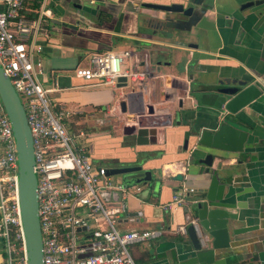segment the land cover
<instances>
[{"label": "crops", "instance_id": "crops-1", "mask_svg": "<svg viewBox=\"0 0 264 264\" xmlns=\"http://www.w3.org/2000/svg\"><path fill=\"white\" fill-rule=\"evenodd\" d=\"M126 1L43 0L38 12L45 7L52 18L43 24V47L35 56L42 63V82L57 85L51 96L72 112L68 129L84 133L83 146L96 164L113 169L135 166L140 148L152 151L144 164L156 173L158 183L147 190L123 183L130 189L125 196L130 213L116 226L120 232L163 229L166 234L131 245L133 259L136 264H190L189 235L175 233L191 216L189 203L186 199L172 209L164 206L184 186L201 187L194 174L203 167L196 161L211 152L213 168L222 169L220 178L231 184V200L239 204L234 212L255 228L245 234L248 241L240 246V254L225 264H264V96L246 109L240 130L230 132L238 147L222 145L220 150L198 144L203 132L224 124L226 113L219 112L217 89L264 71V0H204L206 14L190 32L164 27V13L154 9L126 12ZM174 19L188 20L182 15ZM125 50L133 53L125 69L149 71L143 80H128L127 88L88 82L73 72L87 65L92 53ZM130 92L135 96L128 101ZM141 121L156 131L154 146L138 147L134 136L125 134L126 127ZM158 168L163 172L160 180ZM179 174L183 181L176 180ZM101 195L109 204L122 199L113 190Z\"/></svg>", "mask_w": 264, "mask_h": 264}, {"label": "built area", "instance_id": "built-area-1", "mask_svg": "<svg viewBox=\"0 0 264 264\" xmlns=\"http://www.w3.org/2000/svg\"><path fill=\"white\" fill-rule=\"evenodd\" d=\"M25 2L0 0V65L20 97L32 133L43 264H136L129 247L158 240L166 230H118L117 220L130 213L125 201L130 189L94 162L83 146V132L68 129L72 112L51 96L57 85L48 87L42 82V63L35 56L42 50L43 24L52 18V12L43 7L38 18L30 19ZM132 57L130 50L92 53L86 58L87 65L77 66L73 72L85 81L106 86H118L121 77L147 78L148 70L124 68ZM18 183L16 139L0 98V243L6 255L4 264H28ZM105 190L120 192L122 199L104 202L100 195ZM195 192L184 186L164 207L182 205ZM189 225L202 239L198 220L191 216L175 233L186 236Z\"/></svg>", "mask_w": 264, "mask_h": 264}, {"label": "water", "instance_id": "water-1", "mask_svg": "<svg viewBox=\"0 0 264 264\" xmlns=\"http://www.w3.org/2000/svg\"><path fill=\"white\" fill-rule=\"evenodd\" d=\"M203 2L204 0H184L181 3L169 4L127 0L124 10L129 13H138L144 8L154 9L164 13L161 19L164 27L190 32L192 27L197 25L201 15L206 14ZM175 15H182L188 20L186 22L176 21ZM56 23L61 22L56 21ZM262 59L264 60V48ZM257 74L258 76L253 75L235 80L217 89L221 97L219 112L226 113L224 124H218L216 128L203 132L198 143L200 146L220 150L224 149L222 145H228L227 148L238 147V143L231 133L240 130V122L246 117V109H252V104L264 96V71ZM118 86L127 88L129 86L128 79L126 77L119 78ZM134 96L130 92L125 97L129 101ZM0 98L11 121L18 150L19 201L28 264H43V243L38 215L39 204L32 133L20 97L1 65ZM125 105L123 103V107ZM125 134L134 136L138 147H150L156 143V131L153 128L150 129L142 121L137 126L126 127ZM234 149L236 148L232 150ZM151 153V150L140 148L135 166L115 168L108 174L121 176L123 183L128 187L151 188L158 183L156 173L146 168L144 164L148 158H151ZM214 160L215 154L208 152L204 159L198 158L196 161L204 169L201 168L198 173L194 174V177L201 183V187L188 197L190 198L188 211L191 213V217L198 220L203 237L200 239L193 226L189 225L188 235L192 250L189 258L190 264H225L228 259H234L240 254V246L244 241H248L245 234L255 230L254 227L244 224L246 222L244 216L234 212L239 204L231 200V184L226 182L227 180H221L219 173L222 169L213 168ZM157 170L161 171L159 174L162 175L161 168ZM176 180L183 181L184 175H177Z\"/></svg>", "mask_w": 264, "mask_h": 264}, {"label": "trees", "instance_id": "trees-1", "mask_svg": "<svg viewBox=\"0 0 264 264\" xmlns=\"http://www.w3.org/2000/svg\"><path fill=\"white\" fill-rule=\"evenodd\" d=\"M42 3H43V0H26V2H25L26 8H27V10H30V11H27V16L30 19L38 18V14H39L38 11L40 10ZM0 257L2 259L1 264H4V261L6 259V255H5V252L3 250V245L1 243H0Z\"/></svg>", "mask_w": 264, "mask_h": 264}, {"label": "rangeland", "instance_id": "rangeland-1", "mask_svg": "<svg viewBox=\"0 0 264 264\" xmlns=\"http://www.w3.org/2000/svg\"><path fill=\"white\" fill-rule=\"evenodd\" d=\"M106 169H107V171L109 172V173H111L114 169L112 168V167H106ZM162 178V176L160 175L159 176V180ZM144 189H148L147 187H143ZM101 196V198H103V196L102 195H100ZM187 201H190V198H187Z\"/></svg>", "mask_w": 264, "mask_h": 264}]
</instances>
